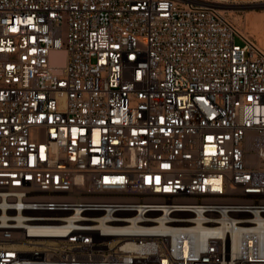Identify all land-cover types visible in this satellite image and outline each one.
I'll list each match as a JSON object with an SVG mask.
<instances>
[{
    "label": "built area",
    "instance_id": "2783aa9c",
    "mask_svg": "<svg viewBox=\"0 0 264 264\" xmlns=\"http://www.w3.org/2000/svg\"><path fill=\"white\" fill-rule=\"evenodd\" d=\"M234 1L0 0V264H264Z\"/></svg>",
    "mask_w": 264,
    "mask_h": 264
},
{
    "label": "rangeland",
    "instance_id": "374dc122",
    "mask_svg": "<svg viewBox=\"0 0 264 264\" xmlns=\"http://www.w3.org/2000/svg\"><path fill=\"white\" fill-rule=\"evenodd\" d=\"M229 20L264 51V0H236L225 6Z\"/></svg>",
    "mask_w": 264,
    "mask_h": 264
},
{
    "label": "bare ground",
    "instance_id": "6f19581e",
    "mask_svg": "<svg viewBox=\"0 0 264 264\" xmlns=\"http://www.w3.org/2000/svg\"><path fill=\"white\" fill-rule=\"evenodd\" d=\"M222 10L223 11H225V7H222ZM226 12V11H225ZM238 29V28H237ZM238 31L242 34V36H244V38H246L247 40H249L250 42H252L251 41V39L246 35V33H245V31L243 32V31H241V30H239L238 29ZM253 43V42H252ZM254 44V43H253ZM256 45V44H255ZM55 56H59V57H61V56H63V53H57V54H53V57H55ZM165 264V263H164Z\"/></svg>",
    "mask_w": 264,
    "mask_h": 264
}]
</instances>
